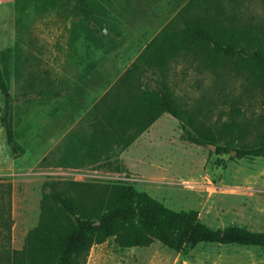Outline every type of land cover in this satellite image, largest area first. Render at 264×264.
Instances as JSON below:
<instances>
[{
  "label": "rangeland",
  "instance_id": "374dc122",
  "mask_svg": "<svg viewBox=\"0 0 264 264\" xmlns=\"http://www.w3.org/2000/svg\"><path fill=\"white\" fill-rule=\"evenodd\" d=\"M234 1L229 7L237 10L236 19L252 25L264 39V6L259 0ZM76 3L56 0L55 7L39 10L32 2L24 10L16 0H0V67L3 53L12 50L8 92H0V186L10 187L4 200L9 229H0V264H12L39 222L43 194L65 181L129 184L169 209L197 211L198 221L210 229L234 226L264 234V158L218 155L216 149L185 141L178 121L169 115L118 151L108 165L62 162L75 134L90 131L81 123L83 114L132 67L155 35L170 26L181 28L187 6L191 18L215 13L226 20L227 13L216 10H226L227 2L96 0L100 10L95 17L105 21L97 28L87 24ZM106 33L111 41L103 38L102 47L89 40ZM153 70L156 75L151 70L143 78L150 87L149 77L161 81ZM164 72L179 106L206 127L232 119L255 123L264 115V93L254 86L243 61H220L211 69L187 56L170 62ZM5 98L10 100L18 155L7 144L1 123ZM255 134L236 146L254 140ZM85 264H264V248L201 243L173 251L154 242L122 249L110 238L90 249Z\"/></svg>",
  "mask_w": 264,
  "mask_h": 264
},
{
  "label": "trees",
  "instance_id": "16d2710c",
  "mask_svg": "<svg viewBox=\"0 0 264 264\" xmlns=\"http://www.w3.org/2000/svg\"><path fill=\"white\" fill-rule=\"evenodd\" d=\"M55 1L16 0V5L26 10L33 2L39 10H47L55 7ZM225 1L228 7H221L226 10L216 11L227 13L226 20L224 15L217 16L215 10L212 16L191 18V8L187 6L181 28L170 26L152 38L132 67L96 102L92 132L76 146L69 145L67 156L62 159L66 166H85L101 158L109 159L108 152L127 149L164 115L178 121L185 141L197 146L213 145L218 155L235 152L237 159L264 158V115L255 123L232 119L219 126L206 127L190 111L179 106L166 84L164 70L170 62L191 56L211 69L220 61H243L254 77V86L264 93V39L252 25L236 19L237 10L229 7V4L236 5L234 0ZM259 2L264 6V0ZM76 8L89 26L97 28L105 22L95 17L100 10L96 0H77ZM106 30L116 32L111 26ZM103 38L111 41L108 33L89 40H93L95 47H102ZM11 53L8 49L2 55L0 92L3 95L8 92ZM15 55L19 71L18 49ZM153 69L158 71L161 81L149 77L154 84L150 87L143 78L151 70L150 73L156 75ZM10 113V100L5 98L1 123L7 144L12 153L18 155L21 149L13 139ZM236 113L240 112L236 110ZM252 131L256 132L254 140L236 146ZM58 184L60 188L52 186L43 194L39 222L27 234L23 248L14 253L12 264H85L90 249L110 238L122 249L149 247L154 242L173 251L201 243L264 248L263 233L234 226L210 229L198 221L197 211L169 209L129 184L72 181ZM9 191L10 187L0 186V229L6 230L9 219L5 216L8 205L4 200Z\"/></svg>",
  "mask_w": 264,
  "mask_h": 264
},
{
  "label": "crops",
  "instance_id": "0c3cea01",
  "mask_svg": "<svg viewBox=\"0 0 264 264\" xmlns=\"http://www.w3.org/2000/svg\"><path fill=\"white\" fill-rule=\"evenodd\" d=\"M120 77V75L117 77V79ZM116 79V80H117ZM115 80V81H116ZM113 82V84L114 83H116V82ZM112 84V85H113ZM111 85V86H112ZM110 86V87H111ZM97 102V101H96ZM96 102L94 103V104H92V107H91V110H89V111H87V112H85L84 114H83V117H81V123H82V125L83 126H90V131H89V133L87 134V133H84V132H86V131H83V130H80V131H78L75 135H81V137H76V138H74V139H72L71 140V143H73L74 141H77V142H79V141H81V140H83V139H86L90 134H91V132H92V128H93V125H94V123L96 122V109L95 110H93V108L95 107V105H96ZM145 133V132H144ZM70 143V144H71ZM131 146V145H130ZM129 146V147H130ZM69 147V146H68ZM128 147V148H129ZM127 148V149H128ZM126 150V149H125ZM67 151H68V149H67ZM118 151H120L119 149H114L113 151H111V152H108L109 153V155H110V158L109 159H106V158H101V160H99V161H96V162H88L87 164H85V166L86 165H88V164H96V166H98V165H102V164H109V161L110 160H113V157L115 156V154L118 152ZM122 151H124V150H122ZM116 166V165H115Z\"/></svg>",
  "mask_w": 264,
  "mask_h": 264
},
{
  "label": "water",
  "instance_id": "95a60500",
  "mask_svg": "<svg viewBox=\"0 0 264 264\" xmlns=\"http://www.w3.org/2000/svg\"><path fill=\"white\" fill-rule=\"evenodd\" d=\"M208 147H210L211 149H213V150H215L216 149V147L215 146H213V145H207ZM233 156H235V152H232L231 153Z\"/></svg>",
  "mask_w": 264,
  "mask_h": 264
}]
</instances>
